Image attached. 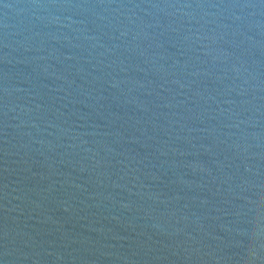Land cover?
I'll return each mask as SVG.
<instances>
[{
    "label": "water",
    "instance_id": "95a60500",
    "mask_svg": "<svg viewBox=\"0 0 264 264\" xmlns=\"http://www.w3.org/2000/svg\"><path fill=\"white\" fill-rule=\"evenodd\" d=\"M0 264H264V0H0Z\"/></svg>",
    "mask_w": 264,
    "mask_h": 264
}]
</instances>
